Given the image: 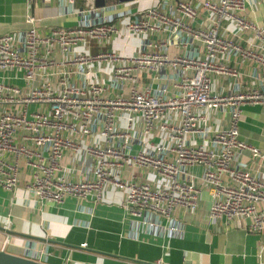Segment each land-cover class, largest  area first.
<instances>
[{
  "label": "built area",
  "instance_id": "1",
  "mask_svg": "<svg viewBox=\"0 0 264 264\" xmlns=\"http://www.w3.org/2000/svg\"><path fill=\"white\" fill-rule=\"evenodd\" d=\"M246 0H177L173 5L176 15L158 6L133 13L126 28L133 32L185 34L201 43L200 57H187L168 52L163 40H149L131 57L121 58L115 52L101 50L95 54L79 52L69 62L111 60L116 62L111 76L128 84L125 96H110L103 84L87 82L74 87L67 78L69 71L63 67V53L76 44L86 46L90 40H108L116 28L112 24L93 26L55 27L40 34L34 26L24 31L22 51L15 47L12 32L0 34V187L11 190L17 185L20 164L29 171L26 188L39 201L59 203L66 196L100 199L106 186L123 191L121 207L131 216L152 211L169 218L176 209H195L200 187L194 185L185 168L202 167L201 182L206 186L210 204L208 217L223 215L244 219L248 232L262 236L264 246V174L257 178L248 169L234 168L242 150L249 159L264 161V156L253 146L238 137L240 103H264V89H252L234 94H218L210 90L213 73L233 72L218 63L226 51L247 57L264 69V16L259 25L246 21L241 11ZM264 8V0H260ZM199 10L210 14L211 27L199 28L192 23ZM31 21V18H27ZM221 21L231 22L236 29L250 30L259 48L249 51L221 37L216 30ZM56 51L60 59L49 56ZM167 64L180 67L178 80L171 85L167 95H155L147 88L138 89L142 72L154 71ZM47 68L54 69L55 81ZM20 70L24 87L11 83L12 73ZM41 79L38 81V78ZM38 81L36 84L33 82ZM234 103L225 128L212 131L207 136L186 142L191 133H202L204 111ZM128 113L127 127H117V113ZM169 112L177 114V122L160 123ZM141 117L142 132L150 133L155 127L163 129L170 143L152 145L148 150L130 154L127 132L131 114ZM99 119L98 134L104 143L87 146L91 156V177L67 179L61 171L60 159L66 151L78 146L76 140L87 136L90 125ZM130 168L127 180H122L119 170ZM152 169L167 180L161 188L153 189L139 179L137 169ZM151 264H163L157 259Z\"/></svg>",
  "mask_w": 264,
  "mask_h": 264
},
{
  "label": "crops",
  "instance_id": "2",
  "mask_svg": "<svg viewBox=\"0 0 264 264\" xmlns=\"http://www.w3.org/2000/svg\"><path fill=\"white\" fill-rule=\"evenodd\" d=\"M177 0H0V34L12 32L15 47L22 51L24 31L34 26L38 33H47L55 27H88L100 23L112 24L114 31L108 40L92 39L84 46L76 44L63 53V67L69 71L68 80L74 87L87 82L103 84L110 96L127 93L128 84L112 78L116 62L94 60L88 62L69 61L79 52L95 54L101 50L115 52L121 58L131 57L139 48H145L148 41L163 40L168 52L187 57H200L203 49L199 41L185 34H171L167 31L150 33L133 32L125 25L133 13L158 6L170 15H176L173 5ZM195 5L199 0H191ZM242 17L259 25L264 16L260 0H246L241 11ZM31 18L28 21L27 18ZM199 28L211 27L210 14L199 10L192 23ZM221 37L249 51L259 48V43L250 30L236 29L229 21H221L216 30ZM51 59H60L51 52ZM233 72L213 73L210 90L218 94H234L252 89H264V69L253 60L226 51L218 60ZM46 78L55 81L54 69ZM181 70L167 64L154 71L142 72L137 88H147L155 95H167ZM11 83L24 87L20 70L12 73ZM41 79L38 78V81ZM38 81L32 84L38 83ZM238 137L249 146L256 147L264 156V103H240ZM235 104L228 103L204 111L202 133H191L185 137L189 144L200 140L228 124L229 113ZM128 113L119 110L117 127L126 129ZM177 122V114L169 112L162 116L160 123L171 125ZM99 119L91 123L87 136L76 140L75 150L66 151L59 161L61 171L57 174L67 179L91 177V156L84 150L87 146L104 143L98 134ZM141 117L131 114L129 142L126 148L130 154L148 150L152 145L170 143L163 129L155 127L150 133L142 132ZM236 170L248 169L257 178L264 174V161L249 159L247 150H242ZM139 179L151 188L165 186L167 180L154 170L137 169ZM185 172L191 176L194 185L200 187L197 205L193 210L176 209L164 219L152 211H143L139 216L123 212L121 202L123 191L112 186L104 187L101 197L66 196L59 203L39 201L25 182L29 171L21 163L17 185L11 190L0 187V250L46 264H151L161 259L163 264H264L262 236L248 232L244 219L227 218L220 215L208 217L210 198L206 186L201 182L202 167L192 165ZM130 168L119 170L122 180H127Z\"/></svg>",
  "mask_w": 264,
  "mask_h": 264
},
{
  "label": "water",
  "instance_id": "3",
  "mask_svg": "<svg viewBox=\"0 0 264 264\" xmlns=\"http://www.w3.org/2000/svg\"><path fill=\"white\" fill-rule=\"evenodd\" d=\"M0 264H46L22 256L12 255L0 250Z\"/></svg>",
  "mask_w": 264,
  "mask_h": 264
}]
</instances>
